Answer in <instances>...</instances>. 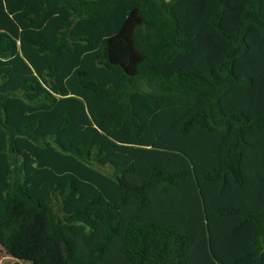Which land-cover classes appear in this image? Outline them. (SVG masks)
I'll return each instance as SVG.
<instances>
[{
    "label": "trees",
    "instance_id": "obj_1",
    "mask_svg": "<svg viewBox=\"0 0 264 264\" xmlns=\"http://www.w3.org/2000/svg\"><path fill=\"white\" fill-rule=\"evenodd\" d=\"M0 247L264 264V0H0Z\"/></svg>",
    "mask_w": 264,
    "mask_h": 264
},
{
    "label": "rangeland",
    "instance_id": "obj_2",
    "mask_svg": "<svg viewBox=\"0 0 264 264\" xmlns=\"http://www.w3.org/2000/svg\"><path fill=\"white\" fill-rule=\"evenodd\" d=\"M103 171H106V169H104ZM16 263L17 264H28L26 262H17L13 258L7 256L4 250L0 247V264H16Z\"/></svg>",
    "mask_w": 264,
    "mask_h": 264
}]
</instances>
